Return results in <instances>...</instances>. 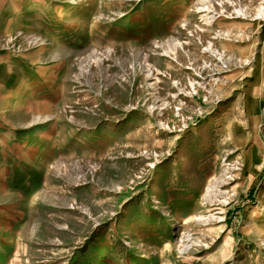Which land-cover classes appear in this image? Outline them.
I'll return each instance as SVG.
<instances>
[{
    "label": "rangeland",
    "instance_id": "374dc122",
    "mask_svg": "<svg viewBox=\"0 0 264 264\" xmlns=\"http://www.w3.org/2000/svg\"><path fill=\"white\" fill-rule=\"evenodd\" d=\"M0 264H264V0H0Z\"/></svg>",
    "mask_w": 264,
    "mask_h": 264
},
{
    "label": "bare ground",
    "instance_id": "6f19581e",
    "mask_svg": "<svg viewBox=\"0 0 264 264\" xmlns=\"http://www.w3.org/2000/svg\"><path fill=\"white\" fill-rule=\"evenodd\" d=\"M23 102V101H22ZM9 106V105H8ZM12 111V110H11Z\"/></svg>",
    "mask_w": 264,
    "mask_h": 264
}]
</instances>
